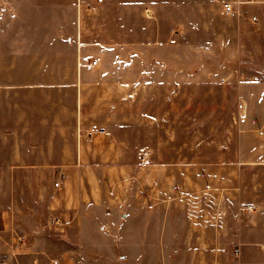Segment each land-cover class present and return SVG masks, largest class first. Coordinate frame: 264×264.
<instances>
[{
  "label": "rangeland",
  "instance_id": "rangeland-1",
  "mask_svg": "<svg viewBox=\"0 0 264 264\" xmlns=\"http://www.w3.org/2000/svg\"><path fill=\"white\" fill-rule=\"evenodd\" d=\"M87 1L82 0L85 4ZM124 1L133 2L135 7L130 9L131 19L128 24L116 26V0H103L98 7L86 8L82 23L81 0H0V21L5 23L0 27V86L6 87L0 90V129L5 128L9 135L16 131L19 135H26L0 138V161H16L14 152L19 148L25 159L27 157L26 162L41 166L33 171L22 170L21 174L6 171L2 201L6 205L5 221L11 227L13 220L21 226V235H25L27 246L15 248L14 236L18 237L12 234L13 241L6 248H0V264H53V260L60 264H78L76 261H61L73 248L72 241L66 239L69 233L56 232L47 226L51 194L58 199H76L88 192L81 179H78L83 175L81 169L70 166L68 177L63 180L59 170L49 167L66 157L70 164L77 162L76 151L81 140L78 133L76 85L81 81V75L77 73L75 53L64 48L65 41L69 35H78L82 31L89 46L121 44L123 50L126 49L134 56L131 64L133 71L126 72V68L120 66L125 65L123 58L117 65L116 73L103 78L87 74L84 81L107 82L110 85L133 81L140 85L150 76H158H149L143 72L148 64L152 65L148 60L159 53L156 34L167 39L166 35L174 30V10H167L168 15L164 13L166 11L156 13L157 19L151 21L145 20L143 15V4L169 0H121ZM70 3L79 7L78 13L68 7ZM183 13H180L181 25L178 26L181 27L185 41L177 39L174 42L168 39L163 44L178 43L181 47H167L160 49V52L167 50L164 56L169 60L180 56L181 61L178 63L182 67L206 65L215 74L211 80H206L205 75L201 74L194 80L198 82L197 88L181 91V105L165 107L166 112L171 115L177 113L180 117H170L169 121L160 124L143 123L139 118L143 107L140 103L134 104V114L138 120L131 121V128L126 129L127 121L124 117L129 111L121 100L126 97L124 90L114 88L107 91L104 86L101 89L105 90L95 91L96 96L93 89L82 91L83 112L93 107V103H99L93 110L101 115L99 123L108 129L123 124L125 130L119 139L127 145L121 159L128 174L122 170L117 174L115 170L114 173L111 170L98 171V189L105 193L111 192V179L119 177L140 181L143 173L147 174L148 168L155 171L157 168H171L174 164L191 165L194 178H212L220 187L235 191L240 196L241 202L232 204L233 210H237L238 204L251 207L252 210L243 219L242 236L246 242L254 245L243 253L242 262L264 264V253L258 250L259 244L264 243V165H240L238 143L241 132H250L264 120V102L254 104V95L261 93L259 89L245 88L240 91L237 88L239 81L264 79V3L248 6L244 18L216 16L215 25L209 33H205L203 27L204 31L195 34L191 41L190 30L186 25L188 17ZM251 14L257 16L255 24L247 22L246 18ZM94 38L99 41L91 42ZM207 38L212 41L214 49L200 50ZM114 39L115 42L111 41ZM195 44H198V50H194ZM153 80L157 81L156 78ZM139 85L135 87L134 93L137 98H142L144 93L146 97L152 94L150 97L164 101L170 94L168 90L155 87L145 91ZM241 97L248 101L247 107H240ZM150 108L153 113L159 114L164 107L154 105ZM240 108L242 113L247 108L248 113L242 121L239 118ZM116 112L119 118H110ZM62 124L67 131L65 136L50 138V132ZM52 141L56 146L63 143L69 147V154L51 153L47 143ZM147 145L151 146L153 152L146 154L147 164H144L142 158L147 151L143 152V147ZM252 145L251 138H247L245 150ZM36 146L41 149L37 153L32 152ZM101 156L107 158L109 155ZM58 180L60 188L55 190L53 185ZM57 205L55 203L54 207ZM254 211L256 215H252ZM11 233L10 230L8 241ZM231 252L232 248H228L224 250L226 255L223 256L227 259ZM220 262L233 264L230 259ZM84 264L107 263L84 261ZM148 264H153V261Z\"/></svg>",
  "mask_w": 264,
  "mask_h": 264
},
{
  "label": "crops",
  "instance_id": "crops-1",
  "mask_svg": "<svg viewBox=\"0 0 264 264\" xmlns=\"http://www.w3.org/2000/svg\"><path fill=\"white\" fill-rule=\"evenodd\" d=\"M221 1L228 2L235 8L238 7L239 13H223ZM237 2H240V4L237 5ZM101 3H97L96 0H88L86 5L81 0V23L84 10L98 7ZM116 3L115 25H127L131 19L130 9L135 5L133 2H121V0H116ZM262 3H264V0H202L201 2L196 0H169L143 4V15L147 21L157 19L156 13L162 11H166L164 13L167 14V10H174L175 13L173 17L174 24L171 22L174 30H171L170 35H166L167 39H164L159 33L156 34L155 42H157L156 48L159 53L148 60L151 61L152 65L148 64L147 67L143 68V72L148 73L149 76L152 74L158 76H148L149 78L142 81L140 85L133 81L111 85L107 82L84 81L87 74H96L99 78H103L116 73L117 65L122 62L123 58L125 65L120 66L125 67L126 72L133 71L131 64L134 56L126 49L123 50L121 44H94L89 46L90 44H87L82 31L78 35H69L64 48L74 51L75 64L78 63L77 73L81 75V81L76 84L80 147L76 151L77 162L74 161L70 164L66 157L65 160L62 158L61 161L51 164L49 167L59 170V176L63 180L67 179V171L70 166L81 169L83 175L78 179H81V183L87 187L88 192L76 199H58L54 194L50 196V206L48 207L50 218L47 226L56 232L63 233L66 231L69 233V238L66 239L72 241L73 244L72 250L61 261H76L78 264L80 261L81 264H84V261H100L101 263L104 261L107 264H148L149 261H153V264H217L218 261L221 264L220 261H229L230 259L233 264H243V253L247 249H251L254 243L246 242L242 236L244 230L242 223L246 213H241L239 208L244 205L238 204L237 210L232 208V204L236 201L241 202L240 196L236 195L235 191H228L226 188L220 187L217 185V181L212 178H194L192 174L194 168H190L191 165L174 164L171 168H157L155 171L148 168L147 174L143 173L140 181L137 179L127 180L128 177L122 179L118 176L119 178L111 179V192L105 193L100 188L98 189V179L96 177L98 171L111 170L114 173L113 170H115L117 174L118 171L122 170L125 171V174H128L127 167L121 159L127 145L119 139L121 132L125 130H123V124L112 129L102 126L99 123L101 115L93 111L99 103H93V107L85 109L83 112L81 102H83V90L93 89L96 96L95 91L105 90L101 88L106 86L107 91L114 88L125 91L126 97L121 100L124 101L123 103L129 111L124 117V120L127 121V124H125L126 129L131 128V121L138 120L134 114V104L139 103L143 108L142 113L139 114L140 117L137 116L143 123L160 124L169 121L170 117L177 119L180 115L177 113L171 115L166 112L165 107L181 105V91L186 88H197L198 82L194 80L199 78L201 74L205 75L203 76L207 78L206 80H211L215 74L206 65L195 66L194 68L182 67L178 63V61H181L180 56L174 57V60H169L164 56L167 50L160 52V49L167 47H181V44L178 43L163 44L168 39H173L174 42L177 39L185 41V38H182L183 35H181L183 34L181 27L178 26V24L181 25L179 23L181 22L180 13L189 12V15L183 14L188 17L186 25L190 30L191 41L195 34H200L204 31V28L205 33H209L215 25L216 16H225L224 18L227 19L244 18L248 6ZM68 7L70 9L74 8L76 13L80 10L73 3L68 4ZM118 11H120V14ZM252 17L256 18L255 21L251 19ZM246 19L249 24H255L258 21L257 16L254 14ZM4 25L5 23L0 21V27ZM127 39L128 36H126L125 41ZM98 41L94 38L91 42ZM111 41L115 42L116 39ZM226 42L229 45V42ZM193 48L198 50V44H195ZM213 49L214 45L209 38L204 40V44L200 46V50ZM93 62L96 64L93 65ZM155 78L157 81L153 80ZM138 85L145 91H150L155 87L168 90L167 92L170 91V94L166 98L164 97V101L150 97L152 94L146 97L144 93L142 98H137L134 97V93L135 87ZM5 88L4 85L0 86V90ZM237 88L240 91L245 88L259 89L261 93L260 95H254V104L258 105L260 102H264V79L258 80L255 78L254 81H239ZM239 100L240 107L249 105L246 99L241 97ZM154 105L164 108L159 114H155L150 108ZM117 114V112L114 113L110 118H119ZM247 116V108L243 113L242 110L240 111L239 118L241 121ZM257 118L256 114L255 119ZM254 128L249 130L248 133L241 132L239 135L240 165H264V120ZM66 132L63 124L58 125L50 132L49 137L63 138ZM22 133H25V131H22ZM11 134L9 135L5 128L0 129V138H6L7 135L26 136L19 135L18 131ZM247 138H251L253 145L250 149L245 150V140ZM47 146L50 147L51 153L68 155L70 152L69 147L63 143L61 146H56L52 141L47 143ZM35 148L32 149V152L37 153L41 149L38 146ZM145 151L150 155L153 149L150 145H147L146 148L143 147V152ZM14 153L16 154V161L11 163L0 161V248H6V245L13 241L12 234H14L18 237L14 236V247L21 249L27 246L24 241L25 235H21V226L13 220L11 227L9 222H7V225L5 221L7 217L6 205L2 202L5 194V175L7 170L21 174L22 170L33 171V169H39L41 166L26 162L27 157L25 159L19 148ZM222 153H224V150H222ZM103 154L109 156L105 158L101 156ZM143 163L147 164V162ZM178 196H184L183 202L179 203L176 200ZM54 202L56 205L58 204L55 207ZM149 205H152V207L149 208ZM15 210L13 209V211ZM255 212L252 215H256ZM55 220L58 223L52 226ZM10 230L13 233H11L10 241H8L7 236H9ZM228 248H232L233 252L226 259L223 255H226L224 250ZM258 250L264 253V243L259 244Z\"/></svg>",
  "mask_w": 264,
  "mask_h": 264
},
{
  "label": "built area",
  "instance_id": "built-area-1",
  "mask_svg": "<svg viewBox=\"0 0 264 264\" xmlns=\"http://www.w3.org/2000/svg\"><path fill=\"white\" fill-rule=\"evenodd\" d=\"M102 1H103V0H96L97 3H101ZM210 1H216V0H210ZM239 4H240V2H237V5H239ZM221 9H222L223 13H225V14L239 13V9H238V7L235 8L234 6H232V5H231L230 3H228V2H222V1H221ZM251 19H252L253 21H255L256 18H255V17H252ZM92 64L95 65L96 63L93 62ZM146 154H147V153H145L144 157L142 158V162H145ZM53 187H54L55 190H59V188H60V183H59V182L54 183ZM183 199H184V196H181V197L178 196V197H176V200H177L179 203L183 202ZM148 207L151 208L152 205H149ZM251 210H252V209H251V207H249V206H243V207H240V208H239V211H240L241 213H249ZM54 222H55L56 224L58 223L57 220H55ZM236 254H237V253H236ZM53 264H59V262L56 261V260H53Z\"/></svg>",
  "mask_w": 264,
  "mask_h": 264
}]
</instances>
